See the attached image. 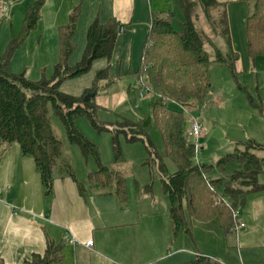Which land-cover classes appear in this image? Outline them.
Returning <instances> with one entry per match:
<instances>
[{
  "label": "trees",
  "instance_id": "obj_1",
  "mask_svg": "<svg viewBox=\"0 0 264 264\" xmlns=\"http://www.w3.org/2000/svg\"><path fill=\"white\" fill-rule=\"evenodd\" d=\"M44 1L35 0L27 7L20 33L10 40L0 56V146L17 144L23 156L31 157L44 195L51 196L55 170H61L62 174L75 180L72 164L63 158L61 160L63 144L50 122V115H54L62 124L69 145L77 146L85 161L89 157L95 161L96 169L87 173L86 183L107 192L112 189L113 195L123 200L126 197L124 177L101 163L96 146L75 126L77 118L86 117L91 127L99 132L111 129L122 133L129 143L140 141L144 144L148 155L145 165L150 169L155 166L162 175L161 185L169 201L174 236L181 230L190 235L191 220H214L225 234L232 232L230 210L242 207L247 195L264 191V185L257 181L263 170V160L255 153L263 151L264 146L248 141L241 144L242 150L236 149L222 156L215 164L196 163L195 145L187 137L183 113L175 108L177 105L191 106L206 98L211 88L209 69L212 62L226 63L233 69L235 58L227 59L215 49L214 60H211L206 50V45H211L213 38L228 34L223 6L216 0H179L182 18L178 27L174 25L176 18L173 13L155 15L142 47L135 74L137 78H143V88L152 98L153 120L161 132L165 157L175 165V172L169 174L163 158L139 124L123 122L105 129L97 123V106L92 103L94 98L83 102V96L78 98L59 91L62 82L87 73L95 60H111L120 28L114 19L106 23L96 19L90 24L82 57L71 65L80 14V7L75 6L67 23L58 28L59 55L51 78H46L45 70L41 71L38 81L27 79L24 73L10 72V61L28 34L36 28ZM252 1L244 27L246 51L251 59H264V0ZM108 70L98 71L96 84L100 80H108ZM249 100L251 102L250 97ZM116 139V136L112 139L114 161L120 162L122 154ZM213 172L220 176L212 178ZM78 186L82 188L81 184ZM61 258V247L48 243L42 255L33 254L23 264H55ZM0 264L5 263L0 260ZM178 264L222 263L196 255Z\"/></svg>",
  "mask_w": 264,
  "mask_h": 264
},
{
  "label": "crops",
  "instance_id": "obj_2",
  "mask_svg": "<svg viewBox=\"0 0 264 264\" xmlns=\"http://www.w3.org/2000/svg\"><path fill=\"white\" fill-rule=\"evenodd\" d=\"M34 1L11 0L9 16H0V56L10 40L20 33L26 9ZM216 1L225 9L228 20V34L224 37L229 39V51L225 58L235 59L233 69L226 63H211L213 69L219 68L215 70L220 71L224 83L217 81L214 90L211 83L202 107L210 110L216 106L219 111H225L232 97L245 96L246 104L242 102L232 111L237 114L238 122L226 141L229 145L238 146L235 150H242L241 144L248 141L264 146V59L248 56L244 32L245 19L253 1ZM75 6L80 7V14L74 36L76 49L70 64L77 63L75 57L79 50L83 54L90 24L96 19L101 23L114 19L122 26L114 47V52L119 47L121 52H117L115 61L121 72L125 57L127 73L131 70L132 61L138 60V54L141 56L153 17L167 12L174 16L181 14L179 0H45L36 28L28 34L10 61L11 73H24L32 81L35 80L30 77L33 68L41 74L45 70L43 63L57 62L58 28L67 23ZM237 24L243 26L244 32L239 46L232 43ZM134 49L138 50L135 60L132 58ZM28 62L34 63V67H29ZM192 106H187V109ZM193 116L196 117L195 114ZM183 118L186 121L184 115ZM201 121L206 135L198 142H204L203 149L206 146L209 150L206 142L213 135L212 127L209 122ZM255 153L263 160V170L257 181L264 185V150ZM88 172L92 171H87L81 179L74 172L73 180L61 170H55L52 194L46 197L33 159L23 156L17 144L0 146V260L5 264H23L33 254L42 255L48 243L61 247L62 258L55 264H178L194 258L189 253L193 246L188 235L173 234L169 201L162 185L154 190V184L151 187L148 182L132 184L126 181V197L120 200L113 195L112 189L107 192L88 185ZM161 178L162 175L160 182ZM78 184L82 185L81 189ZM263 195L264 191L247 195L243 208L247 204L256 207L259 203L263 211L260 209L257 213L264 216ZM242 210H239V219L245 222L247 218ZM245 227L240 230L238 238L237 260L234 261L231 253L228 261L224 259L222 264H264V243L246 242L248 232H243ZM88 241H92L89 247L86 246ZM197 255L218 258L204 251Z\"/></svg>",
  "mask_w": 264,
  "mask_h": 264
},
{
  "label": "rangeland",
  "instance_id": "obj_3",
  "mask_svg": "<svg viewBox=\"0 0 264 264\" xmlns=\"http://www.w3.org/2000/svg\"><path fill=\"white\" fill-rule=\"evenodd\" d=\"M181 17V14L180 16L175 14L176 19L174 20V25L176 27H178V22L181 20ZM199 26L201 27L200 24ZM244 32L242 25L239 24L238 26L237 24L234 26L232 42L234 45L239 46L240 43L242 44L241 41L243 40ZM212 41L211 45H206V50L211 60H214L213 53L215 49L219 50L223 56L227 55L229 51V39L227 37L219 36L213 38ZM117 52H121L120 47L117 48L115 52L113 50L110 61L107 59L95 60L87 73L62 82L59 86V91L80 98L82 96L84 97V94L88 93V91L94 87V90H97V95L94 97L92 103L97 106L96 120L98 125L105 129H109V127L112 128V126L114 127L123 122L139 124L141 129L145 131L154 144L159 156L163 158L168 173L172 174L175 172L176 168L172 161L165 157L161 132L153 120L152 98L143 88H139L137 84V76L135 73L140 55H137V61H132L131 70L128 73V63L124 57V62H122L121 66L122 70L119 72V65L115 61L116 56L118 55ZM136 52H138L136 49L132 52L133 60L136 58ZM80 53L81 51L79 50L76 54L75 60L77 62L81 59ZM71 62L73 61L71 60ZM26 64H28L29 67H34V63L32 62ZM54 64L55 62L43 63L47 79L51 78ZM106 68L109 69L108 80H100L96 84V75L98 71ZM211 68L210 80L212 83V89L214 90L217 81H220L221 83L224 82L220 71L215 70L219 68L215 67V69H213V65H211ZM35 70L36 68H33V74L30 76L35 79L32 81H38L41 79V74H38ZM140 94H142V98H140ZM242 102L243 104H246L245 102H247V100L245 96H237L236 98L232 97V100L229 102V107L225 111H219L216 106L212 107L210 110H204L202 107L204 102L196 108L194 107L197 103L193 106L191 105V109L188 108L190 114L192 112V115L195 114L196 118L205 120L206 124L209 122L213 131V135L206 142V145L208 144L210 146L209 150L206 149V146L205 149H203L204 142L201 140L202 143L198 142L200 149L198 148L195 153L194 160L196 163L208 165L215 164L221 156L232 153L235 148L238 147L234 144L229 145L226 138L232 135L236 122H238L237 114L232 111ZM188 107L190 106L188 105ZM245 108L249 110V107ZM50 122L57 138L63 144V157H61V160L63 158L64 161L67 160L72 164L73 170L79 179L83 178L87 171L95 170L96 165L92 157H89L88 160L85 161L79 148L77 146L69 145L66 139L65 130L54 115H50ZM75 126L90 143L96 146L98 157L102 164L119 172L127 183L134 184L135 182H138L142 184L148 182L151 187L152 184H154V190H158L161 185V173L155 166L152 165L150 169V167L145 165L148 155L142 142L129 143L122 133L114 132L111 129L99 132L91 127L86 117L77 118ZM205 135L206 134H203L202 132L199 138H202ZM114 136L117 138L116 140L122 154V161L120 162L114 161V151L112 148V139ZM143 141L146 142V138L143 137ZM216 175H218L217 172L211 174V177L215 178ZM227 203L231 204L230 202ZM242 208L243 206L238 209L242 210ZM260 209L263 211V208H261V204L259 203L256 207L247 204L241 211L247 218V220L245 219V222L243 221L246 226L243 232H248L245 241L250 244L258 242L264 243V216L257 213ZM190 229L191 232L190 235H188V239L191 240L193 246L189 250V253H191L190 255L195 257L198 252L204 251L218 257L216 259L225 263L224 259L228 261V258H230L228 256L233 253L234 261L235 259L237 260V248L240 247L238 238H240L242 231L237 234L228 233L227 236H223V228L214 220L205 222L191 220ZM178 234L181 237L185 236V233L182 230L179 231ZM241 241L243 242L244 240L241 238ZM227 253H229V255Z\"/></svg>",
  "mask_w": 264,
  "mask_h": 264
},
{
  "label": "built area",
  "instance_id": "obj_4",
  "mask_svg": "<svg viewBox=\"0 0 264 264\" xmlns=\"http://www.w3.org/2000/svg\"><path fill=\"white\" fill-rule=\"evenodd\" d=\"M10 1L11 0H0V16L1 17L9 16ZM137 84L139 88H143V84H144L143 78H137ZM143 89L145 90V88ZM140 98H142V94H140ZM177 107L186 117V122H187L186 134L190 142H192L195 145V149L197 150L199 148L198 139L204 130L202 121L200 118H196L192 114H190V111H188L189 109H187V107H183L179 105H177ZM230 211H231L232 219H233V226L231 227V231L237 234L241 229L245 227V224L239 220V210L238 209L237 210L231 209ZM91 245H92V241H88L86 243L87 247Z\"/></svg>",
  "mask_w": 264,
  "mask_h": 264
},
{
  "label": "water",
  "instance_id": "obj_5",
  "mask_svg": "<svg viewBox=\"0 0 264 264\" xmlns=\"http://www.w3.org/2000/svg\"><path fill=\"white\" fill-rule=\"evenodd\" d=\"M122 31V26L119 28V33ZM97 95V90H93L92 92H88L83 97V102H88L90 99L94 98Z\"/></svg>",
  "mask_w": 264,
  "mask_h": 264
}]
</instances>
